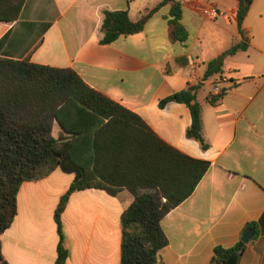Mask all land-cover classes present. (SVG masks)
I'll return each mask as SVG.
<instances>
[{
  "label": "crops",
  "instance_id": "1",
  "mask_svg": "<svg viewBox=\"0 0 264 264\" xmlns=\"http://www.w3.org/2000/svg\"><path fill=\"white\" fill-rule=\"evenodd\" d=\"M162 1L26 0L17 21L0 24V57L74 70L89 87L139 116L166 144L210 163L190 197L161 220L167 245L157 264H209L214 249L235 246L247 225L254 233L238 264H264V0L250 5L242 22L247 47L233 55L231 47L243 41L238 0H177L188 33L184 42L170 39L169 6L151 15L140 33L100 42L106 11H127L136 22ZM206 5L224 15L204 16ZM212 62L220 72L204 79ZM197 83L202 84L205 150L186 137L191 114L184 104L159 106ZM59 131L56 124L54 136ZM73 180L74 174L56 168L20 185L16 215L1 236L8 264H56L55 212ZM133 201L126 190L73 192L60 217L65 264H120L121 217Z\"/></svg>",
  "mask_w": 264,
  "mask_h": 264
},
{
  "label": "trees",
  "instance_id": "2",
  "mask_svg": "<svg viewBox=\"0 0 264 264\" xmlns=\"http://www.w3.org/2000/svg\"><path fill=\"white\" fill-rule=\"evenodd\" d=\"M26 0H0V24L18 20ZM253 0H238L235 12L243 41L228 54L244 51L247 39L242 28ZM164 6L170 7L169 35L184 42L188 33L181 24L182 6L163 0L134 22L127 11H106L101 27L102 44L140 33L147 20ZM221 66L208 65L204 79L214 77ZM201 83L188 85L160 102L184 104L191 114L186 137L204 139ZM225 90H221L223 95ZM216 97L210 102L215 103ZM58 124L60 131L54 136ZM210 163L193 159L156 136L142 119L119 103L89 87L70 68L34 64L29 59L0 57V264L1 236L16 215V197L24 181L46 177L54 169L74 174V180L55 212L59 234L56 264H65L61 214L69 196L79 190L102 189L111 195L126 190L134 197L122 217L120 264H157L159 251L167 245L161 220L194 192ZM247 225L232 248L216 247L209 264H238L247 244Z\"/></svg>",
  "mask_w": 264,
  "mask_h": 264
},
{
  "label": "built area",
  "instance_id": "3",
  "mask_svg": "<svg viewBox=\"0 0 264 264\" xmlns=\"http://www.w3.org/2000/svg\"><path fill=\"white\" fill-rule=\"evenodd\" d=\"M201 13L209 18H217L224 15V13L218 10V8L210 5L204 6L201 10Z\"/></svg>",
  "mask_w": 264,
  "mask_h": 264
},
{
  "label": "water",
  "instance_id": "4",
  "mask_svg": "<svg viewBox=\"0 0 264 264\" xmlns=\"http://www.w3.org/2000/svg\"><path fill=\"white\" fill-rule=\"evenodd\" d=\"M217 63H218V60H217ZM253 231L251 230V231H248L245 235H244V237L242 238V240H243V242L245 243V244H247L249 241H250V239L252 238V236H253Z\"/></svg>",
  "mask_w": 264,
  "mask_h": 264
}]
</instances>
